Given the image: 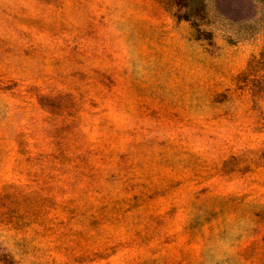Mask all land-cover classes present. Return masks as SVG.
<instances>
[{
	"label": "rangeland",
	"instance_id": "1",
	"mask_svg": "<svg viewBox=\"0 0 264 264\" xmlns=\"http://www.w3.org/2000/svg\"><path fill=\"white\" fill-rule=\"evenodd\" d=\"M0 264H264V0H0Z\"/></svg>",
	"mask_w": 264,
	"mask_h": 264
}]
</instances>
